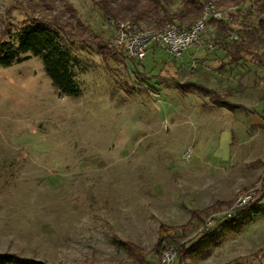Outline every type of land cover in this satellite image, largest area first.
I'll return each instance as SVG.
<instances>
[{"label":"rangeland","instance_id":"obj_1","mask_svg":"<svg viewBox=\"0 0 264 264\" xmlns=\"http://www.w3.org/2000/svg\"><path fill=\"white\" fill-rule=\"evenodd\" d=\"M37 1L0 0V24L9 18L14 29L19 28L31 12L29 2ZM66 2L89 28L87 43H72L80 64L79 95L60 94L40 58L29 56L0 66V255L45 264H140L128 255L125 243H129L142 251L148 264L156 263L159 256L150 251L160 224L181 226L189 221L175 217L174 160L184 163L190 149L183 140L172 139L176 132L170 130L171 124L196 122L202 102L208 103L189 83L229 94L236 105L254 107L252 114H244V109L237 113L243 126L255 125L264 110V48L256 49L252 61L227 65L214 46L206 48L212 43L209 24L200 46L185 49L182 59L150 45L138 64L114 47L107 21L92 2ZM56 4L62 7L61 2ZM256 6L252 0L242 12L252 27ZM31 14L38 16V9ZM152 25L141 20L138 26L162 27ZM96 37L113 49L97 55ZM199 48L203 57L186 66ZM208 122L217 126L214 120ZM255 187L260 191L254 204L225 219L236 198ZM261 200L264 170L227 205L202 215L182 238L175 231L177 238L167 240L164 247L176 248V263L191 246L195 248L183 258L184 264L233 261L239 239L232 241L241 231L227 223ZM238 258L248 264L252 255Z\"/></svg>","mask_w":264,"mask_h":264},{"label":"trees","instance_id":"obj_2","mask_svg":"<svg viewBox=\"0 0 264 264\" xmlns=\"http://www.w3.org/2000/svg\"><path fill=\"white\" fill-rule=\"evenodd\" d=\"M99 11L105 21H129L139 28V22L146 20L152 22V28L165 24H174L179 28H190L201 16L203 6L209 0H88ZM252 0H217L216 5L220 9L236 6L237 10L227 13L225 18L210 20L213 34L211 41L214 48L227 59V65H235L240 62L252 61L257 48H264V5H257L255 11V27H252L249 18L242 15L243 9ZM264 0H256L257 3ZM61 2L62 7L57 6ZM179 2L180 8L172 11L170 8ZM31 11L26 14L27 19L14 29L8 16L12 10L5 13L7 20L0 24V66L9 67L14 63H20L29 56L40 58L46 75L53 87L62 95L77 96L81 92V85L77 79V71L80 68L79 60L74 57L72 43H87L86 35L89 28L86 27L76 16L75 9L66 0H38L29 2ZM38 9L39 14L32 16V11ZM54 11L55 14H46ZM5 18V19H6ZM231 33L237 35L236 40H228ZM93 42L97 47V55H104L113 49L109 44L96 37ZM99 51V53H98ZM134 61L133 59H131ZM140 61H138V64ZM225 64L222 63L221 67ZM199 94L206 96L210 104L214 106L224 105V96L219 95L212 89L205 88L200 84L189 83ZM189 86V87H190ZM182 87H188L186 85ZM229 202H216L212 206L193 211L189 221L181 226H168L160 224L157 240L150 254L160 256L165 250L167 240L174 241L177 238L175 231H180L181 236L197 226L202 215L221 208ZM217 234V232H215ZM207 237V236H205ZM204 237V238H205ZM128 255L140 264L149 262L143 258L142 251L132 244L125 243ZM194 246L185 249L177 258V264H184L189 253L193 252ZM264 255L260 250L252 255V260ZM0 264H45L26 258H19L11 254H1ZM121 264H123L121 262ZM228 264H242V258H236Z\"/></svg>","mask_w":264,"mask_h":264},{"label":"crops","instance_id":"obj_3","mask_svg":"<svg viewBox=\"0 0 264 264\" xmlns=\"http://www.w3.org/2000/svg\"><path fill=\"white\" fill-rule=\"evenodd\" d=\"M192 55L199 59L203 57V50L199 48L191 53ZM191 56L187 63L183 61V64L189 66ZM181 93L185 94L186 91ZM221 96L226 98L222 106L210 104L208 98L207 104L202 102L200 109L203 114H197L196 122L170 126V130L176 132L172 139L176 142L183 140L184 147L190 149L184 163L179 159L174 160L178 171L176 218L183 216L188 221L195 210H204L216 202H231L237 193L255 182L264 170V110L255 125L243 126L237 112L244 109V114H252L255 112L254 107L234 104L229 94ZM210 106L217 109L226 108L227 111L214 112ZM209 120L216 121L217 126L212 125ZM182 130L184 132H180ZM227 224L231 229L239 227L241 231L232 241L234 244L239 239V244L235 245L236 258L251 256L264 250V200L240 212ZM248 264H264V257H261V261L251 259Z\"/></svg>","mask_w":264,"mask_h":264},{"label":"built area","instance_id":"obj_4","mask_svg":"<svg viewBox=\"0 0 264 264\" xmlns=\"http://www.w3.org/2000/svg\"><path fill=\"white\" fill-rule=\"evenodd\" d=\"M217 0H209L203 6L200 18L188 29L179 28L174 24H167L157 29H139L129 21L108 20V30L113 35V45L116 49L123 51L129 58L141 61L146 56L150 45L162 47L174 59H182L183 52L190 46H200L201 36L208 30L210 20L225 18L227 13L237 10L236 6L227 9H220L216 5ZM264 5V1L257 3ZM236 40L237 35L231 33L228 37ZM207 49H213V43L206 45ZM195 59V55L191 56ZM259 187H255L247 194L236 198L232 203L225 219H230L233 214L244 210L254 204L256 195L259 194ZM176 248L167 247L159 256L156 263L152 264H177Z\"/></svg>","mask_w":264,"mask_h":264}]
</instances>
